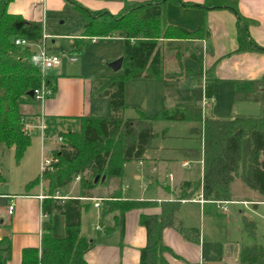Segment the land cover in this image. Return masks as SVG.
<instances>
[{
	"label": "trees",
	"instance_id": "trees-1",
	"mask_svg": "<svg viewBox=\"0 0 264 264\" xmlns=\"http://www.w3.org/2000/svg\"><path fill=\"white\" fill-rule=\"evenodd\" d=\"M13 0H0V145L14 149L18 162L30 145V137L24 128L19 107L32 101L27 96L41 86L56 90L52 77L42 76L31 61L36 52L33 46L42 37L40 23L29 22L19 15L9 14L7 6ZM73 10L83 15L85 22L81 39L120 38L123 42L122 75L94 77L91 79V99L108 103L107 117H81L78 132L59 133L61 143L53 153L51 170L42 174L48 183L47 193L41 204L43 215L59 214L64 218V236L54 238L49 232L41 236L38 249L22 251L21 264H87L83 256L92 244L80 235L82 198H92V191L99 184L119 180L123 165L143 159L156 134L154 125L159 121H190L197 123L191 133L198 140V147L182 149L181 158L188 161L202 160L200 182H183L184 193L179 200L191 199V193L200 188L201 197L207 201L229 202L230 184L237 178L247 188L264 198V75L252 82L250 97L235 93V100L253 101L259 105L258 115L232 117H199L181 109L164 108L160 115H147L136 111V117L124 118V85L131 79L162 80L165 89L174 88L182 80L199 84L201 71L182 70L165 74L161 70L162 56L158 42L165 39L202 40L209 36L207 29L188 32L167 25L164 10L167 2L181 8L197 7L181 0H149L140 4H126L115 15L107 12H90L74 0H65ZM204 11L225 9L235 16L237 48L234 53L257 52L264 54V47L257 45L249 36V27L255 22L240 15L237 0H203L199 6ZM16 39L25 40L30 47L16 46ZM79 177V196L59 199L57 191ZM98 180L94 182V179ZM104 177L103 180L101 178ZM42 179V180H43ZM40 177L33 184L39 183ZM32 184V183H31ZM100 217L118 212L113 228H105L108 234L114 228L123 236L124 214L130 210L158 206V215H140L139 224L145 229L146 243L139 251V264H166L163 255L171 251L162 243L161 232L175 229L186 240L198 242L199 231L185 228L175 217L179 202H155L122 200L113 194L102 201ZM100 220V224H101ZM243 231L252 238L250 246H241L239 264H264V247L257 242L255 223L242 218ZM10 260V244L0 240V264Z\"/></svg>",
	"mask_w": 264,
	"mask_h": 264
},
{
	"label": "crops",
	"instance_id": "crops-1",
	"mask_svg": "<svg viewBox=\"0 0 264 264\" xmlns=\"http://www.w3.org/2000/svg\"><path fill=\"white\" fill-rule=\"evenodd\" d=\"M74 1L90 12H107L115 15L126 4H140L149 0ZM181 1L194 4L197 7L181 8L173 2H167L164 10L167 25L188 32L205 28L209 32V36L202 40H160L158 48L162 56L161 70L165 74L180 73L182 70L201 71L203 73L202 82L189 84L187 80H182L174 88L165 89L162 80L131 79L126 81L124 85L125 105H127V98H130L132 101L130 105L140 109L135 111L142 113L144 111L146 114L153 113L152 107H159L158 109H161V111L164 108L175 109L172 107H175L174 105L178 102L179 96H182L179 90L188 86L190 90L198 88L202 97H205L201 106L204 119L208 117H226L215 111V104L224 94L227 101L232 100L235 93H245L248 98L250 97L252 82L260 80L264 75V54L257 52L234 53L237 48L235 16L229 10L204 11L199 7L203 4V0ZM69 8L71 7L67 5L65 0H13L7 6V11L9 14L21 16L26 21L40 23L43 27V33L51 38L53 35L50 29H54L53 20L55 18L62 19L63 14ZM237 9L240 15L255 22L254 25L249 27V36L257 45L264 47V0H237ZM84 22L85 19L82 15V21H79L81 26L72 31L73 35L66 37L74 41L81 39ZM64 23L61 21L59 24ZM101 39L121 40L120 38H96L91 43H96ZM51 43L53 44L54 40H51ZM70 45L74 46L75 44L73 42ZM76 46V50L79 51L80 45L76 44ZM181 51H184V53ZM102 57L105 66V61H114L119 56L106 58V55H104ZM185 57L200 62V70H195L191 66H184L182 61ZM105 68L110 67L105 66ZM119 70H122V68ZM103 73H105L104 76L97 77H110L108 69H104ZM47 76L55 80L56 90L54 94L42 103L29 101L19 107L29 137H31L30 129L32 127L38 130L36 126L41 117L57 120L58 118L78 119L90 116H108L107 101V110L105 109L107 116L93 114L96 106L95 99H91L90 88L91 79L94 77L85 76L80 72L71 76V78L80 79H60L61 76L65 77L64 75ZM181 110H184V108ZM193 115L197 116L194 113ZM235 115L242 114L232 116ZM166 123L172 122L167 121ZM192 127L189 135L194 137L191 133ZM166 131L158 132L154 128L156 136L142 160L125 163L119 180H110L107 184H99L92 191V198L81 199L83 209L80 215V235L92 244L90 250L83 256L87 264H139V251L146 243V232L139 224V217L142 214L158 215L160 213L158 206L130 210L124 214L122 237L117 228L105 234L103 233L105 228L114 227L118 212L109 213L101 218L100 213L103 204L101 203L96 208L92 199L108 198L113 194H118L122 200L155 202L157 204L166 201H178L179 207L175 217L181 221L185 228L197 229L199 240L196 243L188 241L175 229L165 228L161 232V241L171 251V254H164L163 258L166 264H207L203 256V238L200 242V234L203 237L204 219L213 218L212 215L219 203L204 200L201 197L200 188L192 193L191 190L185 192V194L191 195V199L179 200L180 196L184 194L180 189L183 182L196 183L201 181L203 163L201 159L193 162L182 159L179 153L180 150L195 147L178 141L166 142V139L169 138ZM76 182L75 185L70 186L67 184L60 188L55 197L59 199L78 197L79 184L78 181ZM236 182H240L239 185H235ZM99 186L102 192L98 191ZM237 186L243 191L244 196H242V199L236 198L234 190ZM229 190L231 200L228 205H244L246 203L252 205L253 209H257L261 203H264L262 196L247 188L237 178L232 181ZM44 197L42 188L39 191L29 190L24 193L0 192V240L6 239L10 244V260L6 264H21L22 251L27 248L38 249L44 232H49L54 238L64 236L63 216L59 214L51 216L42 214L41 204ZM90 203L97 209L92 218L93 222H97L94 226L96 236L86 232L84 223L83 211L88 208ZM9 205L13 206L11 214H8ZM223 212L227 213L228 210ZM97 226H100L101 230H97ZM209 264L212 263L209 262Z\"/></svg>",
	"mask_w": 264,
	"mask_h": 264
},
{
	"label": "rangeland",
	"instance_id": "rangeland-1",
	"mask_svg": "<svg viewBox=\"0 0 264 264\" xmlns=\"http://www.w3.org/2000/svg\"><path fill=\"white\" fill-rule=\"evenodd\" d=\"M80 20L82 21V15L71 8L63 14L62 19L58 20V18H55L53 20L54 29H50L53 37L45 40V51L47 55L59 58V64L46 69L45 74L49 76H65H61L62 78L59 77L60 79H80L71 78V76L74 74L77 75L78 72L89 77L104 76L105 73H103V70L108 69V74L110 76H121L122 70L114 72L111 68H105V66L109 67L107 65L122 58L123 42L118 39H101L96 43H91L90 39H83V43L79 46V51H77L74 40H70L66 36L73 35L72 31L81 26L79 23ZM61 21L65 23L60 25L59 23ZM51 40H54L53 44ZM73 42L75 45L71 46L70 44ZM33 49L36 52L39 50L35 46H33ZM181 52L184 53V51ZM104 55H106V58L112 56L119 57L111 62L105 61L104 66V61H102V56ZM189 55L191 57V53ZM71 56L76 58L75 62L69 61ZM190 57L183 58L182 64L184 66H191L195 70H200V62L198 63ZM81 64H85V66H79ZM179 91L182 93V96H179L178 102L174 105L175 107L172 108H184L186 112L190 114L194 113L199 116V118L204 119L201 106L205 97H202L200 90L198 88L190 90V88L186 86L182 87ZM235 101V97L227 101L224 94L217 101L214 109L218 114L226 117L234 114L251 116L259 114V105L255 104V102L249 101L244 103L240 101V103H238ZM131 102V99L127 98V105H125L123 114L125 118L136 117L135 110H140L139 108L132 107L130 105ZM94 103L96 109L93 114L97 116H107V113H105L107 110L106 101L95 99ZM156 108L157 107H152L154 110L153 113L147 114L160 115L162 113L161 109H158L159 107ZM143 113L146 114L144 111ZM170 122L172 123L159 121L154 125L155 130L158 132L167 130L166 132L169 138L166 139V142L178 141L179 143L188 146L191 145L195 148L198 146L196 136L193 137L189 135L190 128L192 126L196 127L197 123H192L190 121ZM41 126H44L45 129L41 130ZM36 127L38 130H35V127L30 129L31 145L20 161L17 162L15 160L14 149L12 147L6 148L0 145V192L24 193L29 190L39 191V189L42 188L45 195L47 193L48 183L43 177L40 178L39 183L33 184L34 180L41 175L40 167L43 157L47 156L50 152L53 156L54 151L58 150L60 145L57 139V137H59V132L74 133L79 131V120L65 118H58L55 120L54 118L43 119L41 117ZM54 148L55 150L52 151ZM75 183L77 182L73 180L69 185H75ZM238 183L240 182H236L235 185H239ZM97 189L99 192H102L100 186ZM234 191L236 198L242 199L244 194L241 188L237 186ZM101 199L105 198L103 197ZM226 207L228 210L227 213H224L219 206H216L215 213L212 215L213 218L204 219L203 237L200 234V242H202L203 238V256L207 264H209V262L212 264H236V261L238 264L240 247L250 246L252 243V238L243 231L242 218H246L255 223L257 233L256 240L264 247V203H261L257 209H253L250 204H227ZM96 212L97 209H95L91 203L88 208L83 211L86 232L93 236L97 235L94 230V226L97 222H93L92 219Z\"/></svg>",
	"mask_w": 264,
	"mask_h": 264
},
{
	"label": "built area",
	"instance_id": "built-area-1",
	"mask_svg": "<svg viewBox=\"0 0 264 264\" xmlns=\"http://www.w3.org/2000/svg\"><path fill=\"white\" fill-rule=\"evenodd\" d=\"M48 38L47 35H45L44 33H42V37L40 39V41L38 43H36L34 46H36L39 50L37 52H35L32 56H31V61L33 62V64L35 66H37L40 70L41 75L44 77L46 76L45 71L48 68H51L53 66H56L59 64V58H57L56 56H49L46 54L45 51V40ZM96 40V38H90V41L94 42ZM14 44L16 46H21V47H30L31 44L26 42L25 40H21V39H16L14 41ZM38 58V59H36ZM70 62H75L76 58L71 56L69 58ZM33 96H32V101L36 102V103H42L44 100H46L47 98H49L52 95V92L50 89L45 88L44 87V81H41V86L35 90L32 91ZM24 128L26 129V127L24 126ZM44 129V126H41V130ZM27 130V129H26ZM58 142L61 143V137H57ZM52 162H54L52 153L50 152L47 156L43 157L42 163H41V175L40 178L42 177V174L45 171H50L51 170V164ZM75 181H79V177H75L74 179ZM94 201V207L98 208L101 204V202L104 199L101 198H97V199H92ZM219 203V208L222 211H226L227 207L226 205L228 204V202H218ZM246 204V203H245ZM222 205V206H220ZM13 210V206L9 205L8 207V214H11ZM97 230H101L100 226L96 227Z\"/></svg>",
	"mask_w": 264,
	"mask_h": 264
},
{
	"label": "water",
	"instance_id": "water-1",
	"mask_svg": "<svg viewBox=\"0 0 264 264\" xmlns=\"http://www.w3.org/2000/svg\"><path fill=\"white\" fill-rule=\"evenodd\" d=\"M121 65H122V58H120V59L114 61L113 63H111V64L109 65V67H110L113 71H118V70L121 68ZM27 96L30 97V98H32V96H33L32 91H29V92L27 93ZM103 179H104V177L101 178V180H103ZM97 180H98V177H96V178L94 179V182H96Z\"/></svg>",
	"mask_w": 264,
	"mask_h": 264
},
{
	"label": "clouds",
	"instance_id": "clouds-1",
	"mask_svg": "<svg viewBox=\"0 0 264 264\" xmlns=\"http://www.w3.org/2000/svg\"><path fill=\"white\" fill-rule=\"evenodd\" d=\"M36 59H38V58H36Z\"/></svg>",
	"mask_w": 264,
	"mask_h": 264
}]
</instances>
